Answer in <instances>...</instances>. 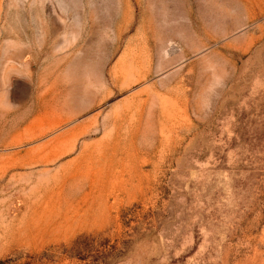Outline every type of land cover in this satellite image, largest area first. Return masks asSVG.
I'll list each match as a JSON object with an SVG mask.
<instances>
[{"label": "rangeland", "instance_id": "1", "mask_svg": "<svg viewBox=\"0 0 264 264\" xmlns=\"http://www.w3.org/2000/svg\"><path fill=\"white\" fill-rule=\"evenodd\" d=\"M0 264H264V0H0Z\"/></svg>", "mask_w": 264, "mask_h": 264}, {"label": "trees", "instance_id": "2", "mask_svg": "<svg viewBox=\"0 0 264 264\" xmlns=\"http://www.w3.org/2000/svg\"><path fill=\"white\" fill-rule=\"evenodd\" d=\"M120 254H122V252Z\"/></svg>", "mask_w": 264, "mask_h": 264}]
</instances>
